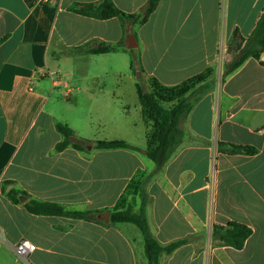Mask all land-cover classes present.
Instances as JSON below:
<instances>
[{"label": "crops", "instance_id": "0c3cea01", "mask_svg": "<svg viewBox=\"0 0 264 264\" xmlns=\"http://www.w3.org/2000/svg\"><path fill=\"white\" fill-rule=\"evenodd\" d=\"M101 1L0 0V264H147L136 226L97 218L110 214L138 171L153 173L145 188L152 233L164 246L188 239L160 264H264V67L250 58L217 80L235 31L253 33L264 0H161L143 26L72 11ZM113 2L137 14L148 0ZM117 43L116 51L91 53ZM82 48L89 51L69 54ZM209 68L216 87L183 122L184 140L161 169L142 152L89 144L145 149L139 80L175 86ZM58 123L88 144L58 151ZM220 142L258 152L222 154ZM12 189L26 200H9ZM31 200L96 220L31 214ZM229 223L253 232L242 250L211 238L214 225ZM23 239L36 247L26 260L13 251Z\"/></svg>", "mask_w": 264, "mask_h": 264}, {"label": "trees", "instance_id": "16d2710c", "mask_svg": "<svg viewBox=\"0 0 264 264\" xmlns=\"http://www.w3.org/2000/svg\"><path fill=\"white\" fill-rule=\"evenodd\" d=\"M161 0H148L146 6L137 14H127L121 11L113 0H102L99 3L79 4L72 11L89 18L98 20H108L119 18L124 23L143 26L150 16L157 9ZM122 46L121 43L110 45H99L93 48L91 53L113 52ZM87 48L71 50L69 54H86ZM132 53L131 70L140 77L142 74L141 63L137 55ZM227 55L231 57L223 64V74L221 84L226 78L239 69L248 59L253 58L260 62L264 53V12L260 16L253 33L244 38L238 30L235 31L233 40L227 49ZM141 79L137 84V94L141 104L142 115L147 124L146 148L141 149L125 141H96L89 143L96 150H130L142 152L149 160L161 169L173 156L176 149L184 140V132L181 128L183 122L188 118L196 104L216 87L215 70L209 68L205 72L193 76L179 85L165 86L155 78H149L144 84ZM58 132L63 136V140L57 146L58 151L73 146L81 149L86 146L85 141L76 139L74 131L62 123L57 124ZM218 152L227 155L246 154L255 155L258 151L250 146H239L228 143H218ZM153 173L146 174L138 171L135 177L128 184L125 192L119 199L116 206L110 211V224H132L141 232L144 239L145 256L147 264H160L163 254L170 255L188 242V239H181L162 245L152 233L147 216V206L149 197L146 193V185ZM7 197L13 203H21V198L26 194L12 189L7 193ZM138 197L140 205L135 210L133 201ZM133 201H131V199ZM25 208L31 214L63 216L83 220L93 219L95 213L91 212H69L63 206L49 204L35 200L24 203ZM252 230L241 224L229 223L227 226L214 225L211 229V238L220 246L232 247L242 250L246 241L252 235Z\"/></svg>", "mask_w": 264, "mask_h": 264}, {"label": "built area", "instance_id": "2783aa9c", "mask_svg": "<svg viewBox=\"0 0 264 264\" xmlns=\"http://www.w3.org/2000/svg\"><path fill=\"white\" fill-rule=\"evenodd\" d=\"M44 1L49 2L50 0ZM35 248L36 247L34 244H32L28 240L23 239L13 247V251L20 259L26 260L28 259L29 255L35 250Z\"/></svg>", "mask_w": 264, "mask_h": 264}, {"label": "rangeland", "instance_id": "374dc122", "mask_svg": "<svg viewBox=\"0 0 264 264\" xmlns=\"http://www.w3.org/2000/svg\"><path fill=\"white\" fill-rule=\"evenodd\" d=\"M223 62L220 61L218 66H217V70H218V74H217V80L220 81L221 79V75L223 73ZM148 81V80H147ZM131 199V198H130ZM131 201H133V199H131ZM133 205H134V208L135 210L138 209L139 205H140V200L138 197L135 198V200L133 201ZM137 229V228H136Z\"/></svg>", "mask_w": 264, "mask_h": 264}, {"label": "water", "instance_id": "95a60500", "mask_svg": "<svg viewBox=\"0 0 264 264\" xmlns=\"http://www.w3.org/2000/svg\"><path fill=\"white\" fill-rule=\"evenodd\" d=\"M134 39V37H132ZM132 45H129V49H133ZM25 197L21 198V201H25ZM97 218L102 221L110 222V214L109 213H100L97 215Z\"/></svg>", "mask_w": 264, "mask_h": 264}]
</instances>
